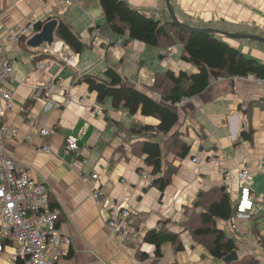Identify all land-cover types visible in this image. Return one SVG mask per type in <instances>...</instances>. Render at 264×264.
I'll use <instances>...</instances> for the list:
<instances>
[{"label": "crops", "instance_id": "0c3cea01", "mask_svg": "<svg viewBox=\"0 0 264 264\" xmlns=\"http://www.w3.org/2000/svg\"><path fill=\"white\" fill-rule=\"evenodd\" d=\"M124 1L162 24L170 23L164 0ZM169 1L178 21L190 27L264 37V0ZM34 19L44 24L64 22L82 42V51L72 52L55 34L51 47L36 50L27 47V38L5 41L13 26H25ZM103 23L99 0H79L68 8L60 0H0V45L4 47L0 66L6 63L11 68L2 89L12 102L11 110L1 119L11 133L4 137L0 159L6 157L16 170L28 171L44 186L51 206L60 210L56 231L69 243L59 246L62 256L54 264H224L209 258L181 223L185 210L202 192L223 188L236 199L240 188L247 185L258 198L264 197V83L251 76L212 79L203 93L181 107H173L179 121L171 133L178 131L191 150L184 160H172L175 173L160 192L152 187L157 176L151 174L144 156L133 151L140 137L125 134L134 124L153 126L157 121L113 110L109 101L99 104L82 77L101 79L111 67L127 86L145 91L156 74L195 73L197 69L180 60V45L150 48L131 41L106 54L102 41L119 36H102L93 30ZM223 40L243 56L264 63V45ZM69 55L77 56L76 67L65 64ZM91 55L96 56L95 63L88 60ZM39 62L43 69L35 67ZM45 87L51 91L46 93ZM41 130L48 135L41 137ZM244 130H250V140L237 143ZM70 136L77 139L78 158L64 152V141ZM42 146L50 152L43 151ZM242 168L248 169L249 176L240 181ZM224 171L230 173L227 180L220 174ZM80 174H95L97 178L82 182ZM95 191L106 201L94 198ZM114 205L132 210V225L144 232L162 225L178 234L183 249L175 251L165 245L157 258L154 247L141 239L122 243L107 228ZM252 212V220L221 222L219 227L234 239L238 257L252 255L264 264V249L258 241L264 239V229L258 232L256 222L257 217H264V208L255 203ZM0 242V264H15L10 260L14 244L3 239ZM139 253L145 258H139ZM47 256L54 258L52 248Z\"/></svg>", "mask_w": 264, "mask_h": 264}, {"label": "trees", "instance_id": "16d2710c", "mask_svg": "<svg viewBox=\"0 0 264 264\" xmlns=\"http://www.w3.org/2000/svg\"><path fill=\"white\" fill-rule=\"evenodd\" d=\"M99 5L104 23L93 27V30H99L100 35L125 37L124 43L138 41L150 48L180 45V60L197 69L195 73L165 71L156 74L153 84L145 91L127 86L123 77L111 67L103 72L101 79L89 75L82 77V82L89 92L95 93L99 104L109 101L113 110L129 116L140 114L157 121L153 126L134 124L125 134L141 138L133 151L144 156V163L151 168V174L157 176L152 187L164 192L176 170L171 165L172 160H184L191 150V145L183 140L178 131L171 133L179 121L178 113L173 108L175 104L182 98L188 100L203 93L212 79L251 76L264 80V63L243 56L219 36L185 31L170 23L162 24L153 16L148 17L130 7L124 0H99ZM43 25L38 22L34 26V33L40 32ZM55 37L74 53H80L84 47L64 22L57 23ZM250 137V130H244L236 142L250 140ZM237 204L238 198L232 199L225 189H212L199 193L190 209L185 210L181 226L193 241L206 249L208 257L214 261L223 262L232 252H237L234 239L219 227L221 222L235 220ZM254 215V212L250 213V220ZM133 228L137 230L140 227L134 225ZM141 241L154 247L157 258L162 256L165 245H171L175 251L183 249L179 235L162 225L144 232ZM139 254V258H145L144 253ZM224 264L261 263L252 255H242L236 261Z\"/></svg>", "mask_w": 264, "mask_h": 264}, {"label": "built area", "instance_id": "2783aa9c", "mask_svg": "<svg viewBox=\"0 0 264 264\" xmlns=\"http://www.w3.org/2000/svg\"><path fill=\"white\" fill-rule=\"evenodd\" d=\"M79 0H60V3L68 8ZM38 19L30 21L25 26H13L5 36L6 42H19L23 38L30 39L34 34V26L38 23ZM99 35V33H96ZM125 37H118L114 40H103L105 45V53H109V49H120L124 45ZM4 50L0 45V53ZM68 67H75L77 64V56L71 55L64 59ZM37 69H43L44 64L36 63ZM11 76V68L3 63L0 66V120L5 116L6 112L11 110L12 102L8 93L2 89V83L5 78ZM259 84H263L264 80H257ZM46 93L51 89L45 87ZM187 99L182 98L176 107H181L186 103ZM11 133L8 124L1 120L0 122V152L4 137ZM48 135L46 130L40 131V136ZM64 152L78 158L80 149L77 139L70 136L64 141ZM45 152L50 150L42 146ZM198 162V160H195ZM225 180L230 178L227 171L220 173ZM249 176L247 168H242L239 172L238 179L246 180ZM88 177L96 179L95 174L90 176L80 174L82 182H86ZM96 199H106L100 195L98 191L93 193ZM260 206L264 204V197H257L251 192V189L243 185L238 194V204L235 214L237 221H249L250 213L254 209V204ZM133 211L127 207H116L114 205L109 211L107 228L112 236L120 240L122 243H129L130 240L141 239L144 230L135 229L132 225ZM60 210L50 204L48 194L44 186L36 182L28 171L23 169L16 170L13 162L6 158L0 159V239L14 244V251L10 255V260L15 264H54V260L62 256L59 246L68 244L69 239L58 234L56 231V223L59 219ZM233 229L236 230L235 226ZM259 245L264 249V239L258 240ZM53 249L54 258L47 256V250ZM3 246L0 242V252Z\"/></svg>", "mask_w": 264, "mask_h": 264}, {"label": "water", "instance_id": "95a60500", "mask_svg": "<svg viewBox=\"0 0 264 264\" xmlns=\"http://www.w3.org/2000/svg\"><path fill=\"white\" fill-rule=\"evenodd\" d=\"M164 2L166 5L167 12L170 16V24L177 26L185 31L206 33V34L226 38L229 40L251 41V42H256V43L264 45V37L248 35V34L229 33L226 31H219V30H212V29H199V28H194L186 24H183L179 22L178 19L176 18L175 13L170 4V1L164 0ZM56 28H57V21H49L45 23L42 29L40 30V32L34 34L27 41V44H26L27 47L30 49H34V50L42 46H47L48 48L51 47L53 45L54 34H55ZM237 259H238L237 252H232L229 256L224 258L223 263H230L232 261H236Z\"/></svg>", "mask_w": 264, "mask_h": 264}, {"label": "rangeland", "instance_id": "374dc122", "mask_svg": "<svg viewBox=\"0 0 264 264\" xmlns=\"http://www.w3.org/2000/svg\"><path fill=\"white\" fill-rule=\"evenodd\" d=\"M56 44V43H55ZM54 47H55V45H54ZM86 51V50H85ZM166 54L168 55V52H166ZM83 55V54H82ZM70 56V55H69ZM76 56V55H75ZM84 56V55H83ZM171 56H172V52H170V54H169V58H171ZM96 56L95 55H91V56H89L88 57V60H90V61H93L94 63L97 61V59L95 58ZM167 57V58H168ZM82 58V57H81ZM83 60H85V59H83L82 58V61ZM77 62H78V60H77ZM78 64V63H77ZM76 64V65H77ZM76 65H75V67H76ZM125 120H127V117L125 116ZM258 219L256 220V222H257V231L258 232H262L263 231V229H264V217H257ZM256 233V232H255Z\"/></svg>", "mask_w": 264, "mask_h": 264}]
</instances>
